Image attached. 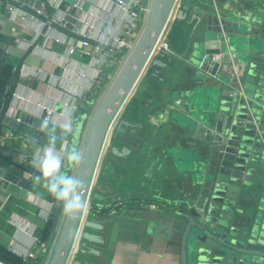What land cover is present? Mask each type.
Returning a JSON list of instances; mask_svg holds the SVG:
<instances>
[{"label": "crops", "instance_id": "crops-1", "mask_svg": "<svg viewBox=\"0 0 264 264\" xmlns=\"http://www.w3.org/2000/svg\"><path fill=\"white\" fill-rule=\"evenodd\" d=\"M59 1L62 9L77 4L71 11L76 19L72 29L65 24L59 30H45L39 21L31 19L30 8L18 6L12 13L7 10L8 3L23 4V0H0V167L7 172L8 183L6 187L0 185V252H5L0 254L5 258L0 262L4 264L44 263L54 236L50 230L44 242L46 249L39 250L34 259L24 260L32 251V237L40 239L51 222L54 204L53 196L33 182L32 177L39 173L32 160L47 145L50 135L56 136L59 152L73 145L80 151L99 90L113 80L122 65L115 60L121 58V53L108 56L104 52L96 63L99 56L93 47L97 43L91 41L83 48L78 45L82 38L74 35L90 21L89 10L98 0ZM41 4L38 8L43 6L46 12L44 2ZM197 6L199 13L192 8L182 12V4L176 8L163 38L167 51H156L126 101L118 117L122 123L115 129L108 155L100 159L92 189L98 195L93 216L107 222L88 232L99 235L102 242L81 240L84 250L78 245L68 264H180L184 222L176 215L174 202L193 197L192 185L200 176L203 160H207V153L196 150L191 136L193 117L204 115L213 103L211 89L201 82L192 64L193 47L202 46V38L210 37L209 31L220 26L228 31L225 38L232 41L235 53L251 54L264 14V0H197ZM49 13L51 18L63 15L53 10ZM112 14L115 20L122 17L115 8ZM114 19L103 16L94 22L101 40L118 36L120 26ZM239 26L247 27L248 32H236ZM16 36L24 43L16 44ZM36 36L35 45L28 47L25 42ZM63 42L77 46L76 52L68 54ZM7 46L19 48L25 55L9 54L4 49ZM59 58H67L69 69L83 70L85 78L75 80L72 73L59 67ZM102 61L108 67H102ZM98 69L101 75L92 79ZM90 80L95 82L96 91L90 90ZM12 93L32 96L49 105L53 110L50 127L41 130L43 116L23 106L20 112L28 116L34 138L10 131L20 109L9 106ZM5 98L9 104L2 110ZM69 118L77 123L76 132L63 138V124ZM33 119H37L36 124ZM119 128L124 130L120 132ZM35 141L39 150L34 155ZM7 146L23 147L27 155L10 152ZM170 152L174 158L170 159ZM20 157L22 161L11 167V161ZM27 166L35 174L24 169ZM74 166L65 161L62 171L72 175ZM12 216L28 221L26 232L10 223Z\"/></svg>", "mask_w": 264, "mask_h": 264}, {"label": "water", "instance_id": "water-1", "mask_svg": "<svg viewBox=\"0 0 264 264\" xmlns=\"http://www.w3.org/2000/svg\"><path fill=\"white\" fill-rule=\"evenodd\" d=\"M41 2L45 0H23V6L37 9ZM177 2L149 0L144 26L88 122L82 158L72 172L84 185L85 207L78 219L72 220L54 200L50 227L54 236L43 264H68L79 239L102 242L88 230L100 229L107 220L84 221L98 165L109 133L156 53ZM182 5V12L192 8L199 13L197 0H182ZM64 21L72 29L76 19L66 15ZM236 32H248V28L239 26ZM209 33L210 37L202 38V46L192 50V64L201 82L211 89L213 103L204 115L193 117L191 136L196 150L207 153L192 185L193 197L174 202L175 213L184 222L180 264H264V14L251 54L235 53L232 41L225 38L228 31L220 26ZM4 49L15 56L25 55L19 48ZM7 105L5 98L1 109ZM27 117L18 112L9 129L34 138ZM33 121L37 123V119ZM32 144L35 155L39 145L37 141ZM6 148L27 155L23 147ZM6 175L0 167V185L4 187ZM80 245L83 251V243Z\"/></svg>", "mask_w": 264, "mask_h": 264}, {"label": "built area", "instance_id": "built-area-1", "mask_svg": "<svg viewBox=\"0 0 264 264\" xmlns=\"http://www.w3.org/2000/svg\"><path fill=\"white\" fill-rule=\"evenodd\" d=\"M181 2L182 0H178L175 6L174 12L176 8L180 6ZM44 4H45L44 7L46 8V12L42 6L37 9L30 8V11H31L30 14H31V19L33 21L35 22L39 21L42 27L48 31L57 30V29L59 30L65 27L66 22L64 21V17L66 15H71V11L77 5L75 4L74 7H66L62 9L61 3L59 0H45ZM18 6L21 7L23 6V4L19 3L17 5L14 3H8L7 10L10 13H12L15 9H18ZM114 8L117 9L122 15V17L119 20L114 19L115 17L112 14V11ZM48 9L61 12L63 15L61 16V18H56L57 15L54 18H51L50 15L46 14L48 13ZM148 9H149V0H98V3L92 6V8H90L89 10L90 21L85 24V27L80 32H78L77 30L74 31V35L80 36L82 38V40L78 43V45H80L83 48H87L91 44L90 43L91 41L97 43V46L93 47V52H95L94 54H96V57L99 56V58H97L95 61L96 63H99V61L101 60V57L104 55V52H105V55H108V56L121 53V58L115 59V60H117L118 63L120 62L121 64H123L127 55L132 51L135 45V42L140 34V31L142 30L144 26L145 17L148 12ZM174 12H173V15H174ZM22 15L26 16L24 12H22ZM103 16L113 18L114 22L118 23L120 26V29L118 30L120 32L118 36L111 38V40L109 41L101 40V38L98 36L99 30L94 25V22L103 18ZM43 36H45V34H43ZM38 37L39 36H36L29 43L25 42L26 45H28V47L34 46ZM47 38L48 37L46 36V39ZM163 38H164V35L159 41L156 51H159V50L167 51V46L165 43H163ZM14 41L18 45L24 43V40L17 36L14 37ZM56 41H59V39L57 38ZM63 43H66V42H63ZM67 47H68V54H73L77 50V46H73L71 42L67 44ZM56 61L62 70L72 73L74 75L75 80L85 78V75L82 73L83 70H75V68H72V67L71 69H69V66L66 65L67 58L66 59L59 58ZM101 66L108 67L107 63H105L104 61L101 62ZM101 73H102L101 69L96 70V74L94 78L92 79H98ZM90 81L92 82V84H90V90L92 92L96 91L97 86H95V82L93 83L92 80ZM71 86H73V83L71 84ZM72 89L74 90L73 87ZM67 92L71 93L70 95L74 94L73 92H71L70 88L67 89ZM10 97L12 98V100L10 104L8 103L9 106L14 107L16 109L20 107V109H18L19 112L22 111L21 107L24 106L26 108L27 107L33 108L38 113V115H42L44 119L49 120V118L53 114V110L49 105L39 103L35 99V97H32V96L26 97L22 93L20 94L12 93ZM20 161H22L21 157L19 160H15V159L12 160L11 167H14L13 165ZM10 223H12L17 229H19L22 232H26L29 226L28 221L22 218H19L17 216H12L10 218ZM32 241H33L32 251L30 250L24 256V260L26 261L29 259H34L39 250L43 251L46 249L45 244L42 243L37 236H33ZM0 264H4V263L0 262Z\"/></svg>", "mask_w": 264, "mask_h": 264}, {"label": "clouds", "instance_id": "clouds-1", "mask_svg": "<svg viewBox=\"0 0 264 264\" xmlns=\"http://www.w3.org/2000/svg\"><path fill=\"white\" fill-rule=\"evenodd\" d=\"M40 129L50 127L49 120L44 119L40 123ZM77 123L71 118L63 124V138L73 136L76 132ZM55 135L48 137L47 145L32 160L33 167L38 175L32 177L33 182L41 185L57 203L62 204L65 215L72 220H77L83 211L85 204L82 199L84 185L75 176L62 171L65 161L69 165L78 164L82 153L73 145L64 152L57 149Z\"/></svg>", "mask_w": 264, "mask_h": 264}, {"label": "rangeland", "instance_id": "rangeland-1", "mask_svg": "<svg viewBox=\"0 0 264 264\" xmlns=\"http://www.w3.org/2000/svg\"><path fill=\"white\" fill-rule=\"evenodd\" d=\"M72 1H73V0H69V2H72ZM181 4H182V2H181ZM110 81H111V80H110ZM110 81H109V83H110ZM109 83L106 84L105 87H104L103 89H100V90H99V95H97V96H98V97H97L98 99L96 100V102H94V104H93V106H92V113H93L94 110L96 109V107H97V105H98L100 99L102 98V95L105 93V91H106V89H107ZM207 86H208V85H207ZM195 116H196V115H194V117H195ZM120 123H122V120L119 118V120L117 119V121L115 122V124H114L112 130H111L110 133H109L108 139H107V141H106V144H105V147H104V150H103L102 157L105 156V155H108L109 148H110V142H111V140H112V136L114 135L115 129H117L118 126L121 125ZM190 125H192V122H190ZM169 154H170V155H168V156H170V159H171V157L174 158L172 152H170ZM102 157H101V158H102ZM92 193H93V190H92ZM90 201H91V198H90V200H89L88 209H87L86 217H85V220H84V221H87V220H89V219H91V218L96 219V217H94L93 214H92V211H91L92 206H91V204H90ZM171 201H172V200H171ZM95 215H96V214H95ZM80 243H81V240H79V242H77V244H76V246H75V248H74L73 254H72L73 256L76 255L77 247H78V245H80ZM73 256H72V257H73Z\"/></svg>", "mask_w": 264, "mask_h": 264}, {"label": "trees", "instance_id": "trees-1", "mask_svg": "<svg viewBox=\"0 0 264 264\" xmlns=\"http://www.w3.org/2000/svg\"><path fill=\"white\" fill-rule=\"evenodd\" d=\"M91 102V101H90ZM1 115H0V120H1ZM24 169H26L27 171H29L30 173H33V174H35V172H34V170L32 169V168H30V166H27V167H25ZM96 196H98L96 193H92V195H91V201H90V204H91V206L92 207H95V200H96ZM96 197V198H95ZM91 211L92 212H94V208H92L91 209ZM93 215H94V213H92ZM50 227H51V222L49 221V224L44 228V230H43V232H42V235L40 236V241L42 242V243H44L45 242V240H46V238H47V236H48V233H49V230H50ZM0 254H5V252L4 251H2V252H0ZM3 255H0V261H2V260H4L5 258L3 257ZM3 262V261H2ZM21 264H30V263H27V262H24V261H22V263Z\"/></svg>", "mask_w": 264, "mask_h": 264}]
</instances>
